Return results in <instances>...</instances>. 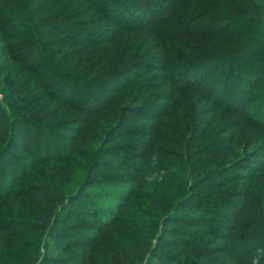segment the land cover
<instances>
[{"label": "trees", "instance_id": "1", "mask_svg": "<svg viewBox=\"0 0 264 264\" xmlns=\"http://www.w3.org/2000/svg\"><path fill=\"white\" fill-rule=\"evenodd\" d=\"M65 1L68 2L65 3ZM102 1L0 0V58H3L2 63H0V94L13 99L18 107L17 109L13 108L12 114L0 108V163L3 162V165L7 167L14 165V173H1V175H4V180L0 178L3 183V188L0 190V202H8L12 199H21L23 203L26 202V205L25 203L22 204L24 211L22 210L20 214L27 219L17 224L19 227L17 226L18 230L16 231L1 228L4 236L0 237L2 244L0 251L5 249L18 250V247H11L9 242L16 241L17 244L29 250L30 254H27L32 259L38 249L41 234L46 232L49 239L56 241L53 242V246L54 251L58 253L51 259L50 264H92L91 260L87 258L88 255L93 258L97 257L103 262L109 261V257L113 253L111 249L113 240L110 236L107 238L108 232H106V236L100 237V235L105 234L103 231L110 229L112 224L118 221L119 212L128 211L127 206L130 203L133 202L132 204H134L137 200L146 199L135 197L134 187L142 178L141 161H148L151 152H153H149V150L151 149L150 141L157 136L154 128L151 132L146 133L143 131L144 127H140L137 134L127 136L130 138H147L145 150L136 155L123 156L120 153L122 148L107 146V140L119 127L124 119V111L130 108L129 105H132L133 108V105L146 97L152 89L143 90L141 92L143 94L138 97L132 95L131 98H126L127 102L124 100V103L117 95L132 86V83L119 82L118 87L107 91L105 99L103 98L102 101L92 105L87 104L88 96L83 93L78 94V92L81 89L92 88L103 76L109 75L107 70H97L106 61V58L95 59L97 57V52H95L97 47H104L106 55H109L111 52L110 47L116 43L120 31H123L124 28L133 27L132 29H136V27H142L140 30L147 29L151 31L148 35L152 37L155 44L154 50L159 52H161V49L172 50L173 55L180 61V69H190L193 66L204 64V62L215 60L220 56L235 58L253 45L259 47L262 52L260 56L262 61L264 60V43L261 42V39L264 38V29L262 28L264 25V0H110L106 1L104 6H102ZM83 4L87 5L89 9L85 10ZM91 9L95 11V16H100V19L92 21L88 25L105 22L111 28L106 29L104 27L97 36L93 37L89 35V32L83 31L81 34L85 37H79L80 34H71L67 31V28L72 29V23L77 22L82 16H89ZM161 9L166 10L161 22L158 21L160 19L149 23L140 21V18L147 17L150 12L153 11L156 15ZM157 15L160 18L163 14L157 13ZM183 17L189 18L180 22ZM167 23H171L173 26V30L168 34L159 30L161 24ZM67 24L71 25L67 26ZM175 26L179 28H174ZM13 28H17V30L14 31ZM91 37L94 39H91ZM184 42L192 45L194 49L192 48L191 51L186 50L185 45L182 44ZM161 43L164 45H161ZM184 51L190 53L189 56L191 55V57L187 58L182 53ZM213 51L215 53H212ZM159 56L162 57V55ZM241 58L238 61L239 65L233 61L232 65L228 62L225 66L228 79H234L235 87H238V85L240 87L241 83L250 81L253 78L252 75L255 74V70H253L252 73L250 72L251 75H248L249 68L243 65L245 61H241ZM89 67L92 70L89 71ZM6 68L7 70L4 71ZM24 73L33 76L22 81L20 86L9 88V85H12L11 81L14 82L18 76ZM198 75L200 73H197L196 77ZM196 77L194 79L199 83L196 82L193 85L192 82H184L181 79L176 82L175 87L192 88L193 86L194 91L201 92L203 88L200 82L202 81L199 76ZM142 89L144 87L138 85L135 91L139 92ZM171 89L173 90V87ZM242 89L239 88V91ZM37 90L47 91L48 97L51 98L53 104L55 103L56 108H50V104L42 102L43 96L35 94ZM208 91L209 89H204L207 96L209 95ZM237 97V95L233 97L235 98L233 103L237 104V107L227 106L226 108H232L231 110L238 115L244 114L243 110H245L250 99L247 97L246 101L243 100L241 107H239L241 98ZM263 97L264 82L261 102L264 101ZM178 99L181 101L180 96L177 94H169L167 104L160 112L161 114L159 113L154 119L158 121L168 112L172 113L170 111L173 109L171 103ZM69 112H75L77 116L68 117ZM22 116L32 117L33 120H24ZM261 116H264V111ZM57 117H59L58 121L52 123L51 121ZM175 117V121H178L179 117ZM248 117L243 118L240 123H249L254 127L264 129V120L255 121L250 116ZM181 125L178 124L179 127ZM102 129H105L100 146L102 148L95 150V155L91 157V163L86 168V176L78 187L114 183H125L129 186V189L122 196V201L115 205L117 211L104 217L101 216L97 205L94 203L97 196L90 189L83 196L76 192L72 196L64 197L63 200L60 191L61 184L58 185L54 182L57 175L55 168L49 166L67 162L76 152L74 144L81 140L84 133H87L90 140L93 141L98 138V133ZM60 130L71 133V136L63 137L57 134ZM45 133L68 141L69 150L62 151L60 155L56 146L52 147L51 152H48L49 141L46 139ZM52 143H50V147ZM100 156H104L105 159L99 158ZM117 160L133 164L128 168V172H121L123 167L117 165ZM259 168L260 172L251 168L248 174L231 175L229 179L225 178L224 180L227 183L225 185L220 182L210 187L220 190L230 183L245 182L248 175L255 172H258L257 174L264 172L263 164ZM40 169H51V171H49L50 174L43 176ZM257 174L255 173V176ZM209 175H212V173H209ZM181 178L178 180L179 183H181ZM39 179L45 180L44 183L36 184L35 181ZM229 180L230 182H228ZM23 181L27 182V185L18 184ZM173 182L176 183L175 180ZM16 186H19L20 189L15 190ZM175 187V194L179 195L181 185L177 182ZM177 187H179V190ZM175 194L168 196L171 197ZM161 195L157 199V202L161 203L158 212H165L169 207L167 206L169 198L165 199L166 193ZM185 195L182 193L178 199L181 200L187 197ZM106 196H109V192ZM232 197L239 199L238 203L229 204L232 214L223 217L224 222L220 223L221 227H218L219 224L214 225L213 228L209 225V230L213 231L209 232V236L212 235L213 238L215 234L217 240L227 244V248H209V258L218 253L226 252L233 257L235 262L233 264H245L244 259H251L246 264H264V212H260L257 200L245 190L243 192L239 191L238 194ZM81 198L88 199L91 202L80 203L78 200ZM152 199L156 201L154 198ZM179 204L178 201L174 207L177 208ZM60 206L63 211H74L75 214L72 215V218L59 219L60 210L57 212V209ZM249 212L252 214L249 215ZM17 213L19 214V211ZM78 213H82L88 221L81 220ZM244 213L246 217H244ZM0 215L10 217L7 211H3ZM129 215L133 217L135 213H129ZM210 215L211 212H206L203 217L200 215L201 219L199 221L190 219L188 225H191V227H205L207 221H211ZM260 217L263 219L262 222H260ZM33 219L35 224H33L34 228L30 230L32 236L29 238L32 243L28 242L26 245L24 238L21 237L24 235V228L29 226ZM71 220H74L75 226H69L72 223ZM166 221L167 219L160 221V228ZM241 221L247 222L251 225V228L246 231L243 225L244 222L241 224ZM68 227H76L79 231L91 234L72 237L75 241L67 244L66 241L70 236L65 233V230H68ZM241 230L246 232L242 238L234 234L236 231ZM171 234L178 236L176 232ZM187 235L188 238L180 239L177 243V246L182 250L186 249L188 245L194 244V241L195 247H197L196 242L201 243V240L198 239L201 235L199 231L194 230ZM97 243L98 245L95 248L94 245ZM99 249L102 251L97 252ZM75 251H82V254L75 253ZM72 252H74L72 255L60 258L61 254ZM100 252L101 254H99ZM184 252L186 253V251ZM196 252H200L198 248H195L194 252L191 250L188 253L192 255ZM16 253L18 251L13 254L0 252V264H6L3 262L4 260H8L10 262L8 264L12 262L14 264H25L24 258L26 256L21 255L18 258L15 255ZM150 262L145 260L144 264H150ZM151 264L155 263L151 262ZM171 264L206 263L195 258L182 263L174 260Z\"/></svg>", "mask_w": 264, "mask_h": 264}, {"label": "rangeland", "instance_id": "2", "mask_svg": "<svg viewBox=\"0 0 264 264\" xmlns=\"http://www.w3.org/2000/svg\"><path fill=\"white\" fill-rule=\"evenodd\" d=\"M106 1L110 0H103L102 6L105 5ZM83 8L85 10L89 9L85 4H83ZM89 12V16H82L77 22L72 23L73 28H67V31L71 34H80L79 37H85L81 32H89V35L93 37L97 36L102 28H111L105 22L97 25H88L90 22L100 19V16H95L93 9ZM157 13L163 15L158 18ZM157 13L154 15L152 11L147 17L140 18V21L149 23L160 19L158 21L161 22L163 20L161 18H164L163 16L166 10L161 9ZM187 18L189 17L181 18L180 22H183ZM69 25L71 24H67V26ZM161 25L159 30H162L164 33L167 32L168 34L173 30L171 23ZM132 28H124L123 31L119 32L116 43L110 47L111 52L109 55H106L104 47H97L95 51L97 52V57L95 59L101 60L106 58V61L97 70H107L109 71V75L103 76L92 88L81 89L78 94L83 93L88 96L87 104L92 105L102 101L103 98L105 99L107 91L118 87L119 82L126 84L132 83V86L117 95L123 102L124 100L127 102L126 98H131L132 95L136 97L140 96V94H143L141 93L143 90L148 91L152 89L146 97L138 103H135L133 108L132 105H129L130 108L124 111V119L121 121L119 127L107 140V146L122 148L120 153L123 156L136 155L145 150L147 138H130L127 136L137 134L140 127H144L143 131L146 133L151 132L152 128H154L157 136L150 141L151 149L149 152L153 151L150 154L152 158L150 157L148 161H141L143 168L142 178L134 187L135 197H143L146 199L137 200L134 204H132L133 202L130 203L127 206L128 213L124 210L119 212L118 216H120L118 221L113 223L110 229L104 230L103 233L105 232V234L100 235V237L106 236V232H108L107 238L110 236L111 240H113L111 242L113 253L109 257L110 260L103 262V260L97 257L93 258L91 255H88L87 258L91 260L92 264H144L145 260L155 264H171L174 260L182 263L195 258L201 259L206 264H233L235 262L230 253H218L209 258V248H227V244L217 240L215 234L213 238L212 235L209 236V232H213L209 230V225L211 228L218 224V227H221L220 223L224 222L223 217L232 214V211L229 209V204L238 203L239 199L232 196L238 194L239 191L243 192L245 190L249 192L257 200L260 212H264V172L257 174L260 172L259 167L262 164L264 166V129L254 127L249 123H240L243 118H249L248 116L255 121L260 119L264 120V116H261L264 111V101L261 102L264 82V60L262 61V57L260 56L262 52L259 47L253 45L249 49L244 50L241 54L242 56L239 55L235 58L220 56L210 62H204V64L193 66L190 69L186 68L185 71L184 69H180V61L173 55L172 50L166 51L167 49H161V52L154 50L155 44L152 37L148 35L151 31L147 29L140 30L142 27ZM174 28L179 27L175 26ZM262 28L264 29V25ZM12 30L16 31L17 28H13ZM92 37L91 39H94ZM261 42L264 43V38L261 39ZM162 43L161 45H164ZM182 44L185 45L184 48L188 51H191L193 48L192 45L186 42ZM182 53L187 58L191 57V55L189 56L190 53H186L185 51ZM212 53H215V51ZM159 55H162V57ZM240 57H242L241 61H245L243 65L249 68L248 75H251L253 70H255V74L252 75L253 78L250 81L241 83L240 87L239 85L235 87L234 79H228L225 66L228 62L232 65L233 61L238 64ZM2 61L3 58H0V63ZM6 70L7 68L4 71ZM90 70H92L91 67H89ZM197 73H200L198 76L202 81L200 82L203 88L201 92L194 91L193 86L192 88L183 86L175 87L176 82L181 79L184 82H192L194 85L198 82L194 79ZM30 76L33 75L24 73L18 76L14 82L11 81L12 85H9V88L20 86L21 82L29 79ZM255 82H257L256 85H254ZM138 85L144 87V89L136 92L135 88ZM172 87L173 90L171 89ZM239 88L243 89L239 91ZM204 89H209L208 96L204 93ZM42 92L37 90L35 94L43 96L42 102L50 104V108H56L55 103L53 104L51 98L48 97L47 91ZM171 93L180 96L181 101L179 99L173 101L171 103L173 109L170 110L172 113L168 112L162 119L157 121L154 118L164 109L165 104H167L168 95H171ZM235 95L241 98L239 107H241L243 100L246 101L247 97L250 99L245 110H243L244 114L238 115L231 110L232 108H226L227 106L237 107V104L233 103L235 100L233 97ZM0 108L12 114L13 112L11 111L14 110L13 108L17 109L18 107L15 105L13 99L8 98L7 95L0 94ZM73 116H77L76 113L69 112L68 117ZM175 116L179 117L178 121H175ZM22 118L24 120H33L29 116H22ZM58 119L59 117L51 122L55 123ZM178 124H182L181 127ZM104 130L102 129L98 133V138L93 141L90 140L87 133H84L81 140L74 144V150L76 152H74L67 162L64 164L49 165L55 168L57 175L56 177L54 175L55 180H53L58 185L61 184L62 190L60 189V191L63 200L64 197L72 196L76 192H79L83 196L90 189L97 196L94 203L97 205L102 217L110 216L113 212L115 213L117 211L115 205L122 201V196L129 189V186L125 183L78 187L86 176V168L91 163V157L95 155V150L102 148L100 146L102 144L101 140L104 137ZM57 134L63 137L71 136V133L62 130L58 131ZM45 136L49 141L48 152H51L52 147L54 148L56 146L59 149L60 155L62 151L69 150L68 141L57 138L54 135H49L48 133H45ZM50 143H52L51 147ZM99 152L101 151L99 150ZM99 158H104V156H100ZM132 164L117 160V165H122L123 167L121 168V172H128V168ZM13 166L7 167L3 165V162L0 163V178L2 180H4V175H1V173H14ZM251 168L258 171L255 172L257 175L255 176V173L248 175L245 182L230 183L224 189L220 190H215L210 187L220 182L222 185H225L227 184L224 180L225 178L229 179L231 175L248 174ZM40 171L45 176L46 174H50L49 171L51 169H40ZM209 173H212V175H209ZM179 178H181V183L178 181ZM173 180L181 185L179 195L175 194L176 183ZM44 181L43 179H39L35 182L37 184L40 182L44 183ZM18 184L25 186L27 182L23 181ZM179 187H177L178 190ZM2 188L3 183L0 181V190ZM19 189L20 187L16 186L15 190ZM108 192L109 196H106ZM162 193L167 194L165 199L169 198L170 205L168 202V209L165 212H158V207L161 203H158L157 199L162 196ZM182 193L186 194L185 196L187 197L179 200L178 197ZM170 194L175 195L170 197L168 196ZM178 201L180 204L176 208L174 205ZM5 202H0V214L3 211H7L10 217L0 215V237L4 236L1 232L2 227L6 228V230L16 231L19 227L17 224H20L23 220H27L26 217L20 214L22 210L24 211L22 204L25 203L26 205V202L23 203L21 199H12ZM78 202L90 203L91 201L81 198ZM60 208L61 206L57 209V212L60 210L58 218L61 220L72 218V215L75 214L73 213L74 211L66 212ZM18 211L19 214L17 213ZM206 212H211V221H207V226L191 227V225H188L190 219L199 221L201 219L200 215L203 217ZM129 213H135V215L130 217ZM78 214L81 220L88 221V219L83 217L82 213ZM248 214L250 215L252 213L249 212ZM244 217H246V214ZM162 219H167V221L160 228V221ZM262 220L260 217V222ZM71 222L69 226H75L74 220H71ZM242 223L246 231L249 230L248 228H251V225L247 222L241 221ZM33 224H35L34 219L30 222L29 226L24 228L25 232L21 238H24L26 245L28 242L32 243V240L29 238L32 236L30 230L34 228ZM75 228L68 227V230H65V233L70 236L66 241L67 244L75 241L72 237L91 234ZM194 230L201 233L198 238L201 240V243L196 242L197 247H195V241L194 244L188 245L183 250L177 246L180 239L188 238L187 234ZM245 230L236 231L234 234L242 238L246 233ZM172 232L178 233V236H173L171 234ZM41 236L38 249L32 259L27 254H30L29 250L17 244L16 241L9 242L11 247H18V250L10 251L5 249L0 252L6 254L10 252V254H13L18 251L15 254L16 257L19 258L21 255L26 256L24 258L25 264H50L51 259L58 254L54 251L53 246V242L56 241L49 239L46 236V232L42 233ZM97 245L98 243L94 247L96 248ZM0 247H2L1 241ZM195 248H198L200 252L190 255L188 252L191 250L194 252ZM99 251L102 250H97V252ZM76 252L82 254V251ZM73 253L61 254L60 258L72 255ZM250 260L244 259L245 264ZM3 262L6 264L10 263L8 260H4ZM11 264L14 263L12 262Z\"/></svg>", "mask_w": 264, "mask_h": 264}]
</instances>
